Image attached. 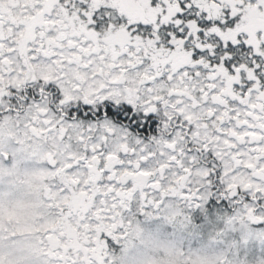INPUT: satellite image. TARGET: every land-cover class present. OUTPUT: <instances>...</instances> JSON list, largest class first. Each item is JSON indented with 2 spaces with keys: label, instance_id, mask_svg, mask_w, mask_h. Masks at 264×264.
<instances>
[{
  "label": "snow or ice",
  "instance_id": "1",
  "mask_svg": "<svg viewBox=\"0 0 264 264\" xmlns=\"http://www.w3.org/2000/svg\"><path fill=\"white\" fill-rule=\"evenodd\" d=\"M0 264H264V0H0Z\"/></svg>",
  "mask_w": 264,
  "mask_h": 264
}]
</instances>
